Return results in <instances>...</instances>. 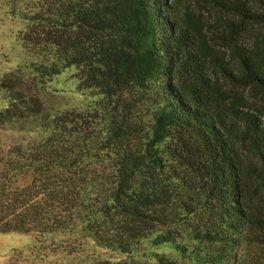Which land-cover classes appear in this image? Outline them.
<instances>
[{"label": "trees", "instance_id": "1", "mask_svg": "<svg viewBox=\"0 0 264 264\" xmlns=\"http://www.w3.org/2000/svg\"><path fill=\"white\" fill-rule=\"evenodd\" d=\"M193 1H34L20 36L31 63L48 74L72 66L77 87L98 100L49 116L15 94L0 110V124L46 131L28 156H0V231L77 233L118 252L192 243L205 264L244 236L264 243V215L243 204L237 155L239 142L252 148L264 186V122L206 74ZM202 1L228 15L234 64H219L224 75L264 89V35L238 41L264 22V0Z\"/></svg>", "mask_w": 264, "mask_h": 264}, {"label": "rangeland", "instance_id": "2", "mask_svg": "<svg viewBox=\"0 0 264 264\" xmlns=\"http://www.w3.org/2000/svg\"><path fill=\"white\" fill-rule=\"evenodd\" d=\"M34 1L0 0V110L9 106L15 94L22 96L28 106L49 116L96 105L97 95L77 87L72 66L48 74L31 63L33 56L24 51L20 36L27 29L26 17L32 14ZM188 5L190 19L200 28L197 36L202 43L206 74L218 94L259 112L264 122V89L235 84L220 69V63L229 67L234 64L226 39L228 15L202 0ZM263 35L264 22L252 23L240 30L238 41L243 46H254L256 39ZM45 137V127L33 122L1 123L0 156H28ZM237 155L243 204L250 214L264 215V186L257 176L256 155L244 142L238 143ZM202 253L200 247L192 243L178 249L174 242L142 241L128 252H118L102 248L77 233L0 231V264H162L168 260L173 264H205L201 260ZM214 264H264V243L256 236H244L227 257Z\"/></svg>", "mask_w": 264, "mask_h": 264}]
</instances>
